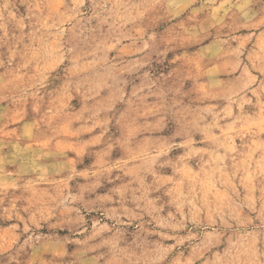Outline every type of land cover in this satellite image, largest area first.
<instances>
[{
  "label": "clouds",
  "instance_id": "9594fccd",
  "mask_svg": "<svg viewBox=\"0 0 264 264\" xmlns=\"http://www.w3.org/2000/svg\"><path fill=\"white\" fill-rule=\"evenodd\" d=\"M0 264H264V0H0Z\"/></svg>",
  "mask_w": 264,
  "mask_h": 264
}]
</instances>
